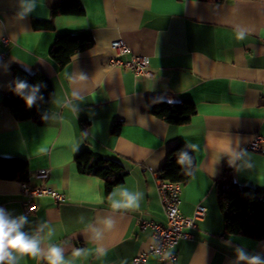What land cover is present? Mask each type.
I'll return each mask as SVG.
<instances>
[{
  "label": "crops",
  "instance_id": "obj_1",
  "mask_svg": "<svg viewBox=\"0 0 264 264\" xmlns=\"http://www.w3.org/2000/svg\"><path fill=\"white\" fill-rule=\"evenodd\" d=\"M59 1L0 0V156L26 160L29 184L45 182L65 195L63 201L40 197L23 230L38 234L45 247L59 244L66 259L84 249L75 264H134L154 242V229L143 220L167 223L158 174L170 147L183 142L197 166L182 184L180 210L192 215L203 204L206 215L187 229L193 238L176 246L175 263L149 253L144 264H234L236 247L264 255V238L225 232L217 196L225 167L239 184L264 187V142L260 150L248 147L256 134L264 136V0H80L84 14L54 17L55 29L35 28L33 20H49ZM241 29L246 35L238 40ZM76 32H89L92 42L59 67L50 50L58 35ZM118 38L149 57L153 77L110 63ZM12 65L42 70L52 80L41 123L18 120L3 103ZM151 97L189 99L197 112L188 124H171L149 112ZM116 122L117 134L111 132ZM84 148L124 164L129 174L112 199H121V189L140 192L138 209L114 210L104 182L79 171L75 157ZM42 169L50 172L45 181L36 176ZM21 182L0 177V207L13 216L24 215ZM105 219L114 221L111 229ZM41 225L52 234L38 232ZM96 229L104 233L99 241ZM98 248L105 254L98 256ZM20 264L46 261L25 257Z\"/></svg>",
  "mask_w": 264,
  "mask_h": 264
},
{
  "label": "trees",
  "instance_id": "obj_2",
  "mask_svg": "<svg viewBox=\"0 0 264 264\" xmlns=\"http://www.w3.org/2000/svg\"><path fill=\"white\" fill-rule=\"evenodd\" d=\"M85 8L80 0H61L51 6L49 20H33L35 28L55 29L54 17L63 14H84ZM92 42L89 32L63 33L57 36L50 50L51 58L59 67L67 65L74 55L83 52ZM12 83L10 93L5 95L3 103L20 120L43 121L41 110L47 106L54 93L52 80L42 70L28 71L12 65ZM19 82L27 87L20 94L16 90ZM38 89V90H36ZM35 90L36 100L28 106L27 95ZM147 108L150 113L171 124H188L197 112L192 100L182 99L167 102L159 98H148ZM89 121L80 123V132L87 134ZM121 123L113 124L111 132L117 134ZM182 153L191 157L181 165L178 161ZM78 169L82 173L99 177L105 186V196L109 197L113 189L124 182L129 174L128 169L119 160L106 156L95 150L84 148L75 157ZM197 166L193 152L183 143L177 142L168 150L164 166L159 171V178L179 182L189 181ZM0 177L18 179L30 183L28 163L21 158L0 156ZM218 205L223 213L225 232L231 235H243L261 240L264 238V187L239 184L230 167H225L217 180Z\"/></svg>",
  "mask_w": 264,
  "mask_h": 264
},
{
  "label": "built area",
  "instance_id": "obj_3",
  "mask_svg": "<svg viewBox=\"0 0 264 264\" xmlns=\"http://www.w3.org/2000/svg\"><path fill=\"white\" fill-rule=\"evenodd\" d=\"M7 42V38H3ZM114 50L110 58L112 65L129 68L137 75L153 77L149 57L132 52L129 44L122 38L112 41ZM264 142V136L256 134L248 143V147L253 150H260ZM49 170L42 169L36 172V176L46 180ZM182 184L169 180L158 181V192L167 223L162 225L152 220H143L144 225H150L154 229V242L151 247L137 254L133 260L134 264H144L149 253H155L163 263H175L177 260L176 246L182 239H191L193 234L187 229L196 228L197 222L206 215V207L197 204L192 215H184L180 210V193ZM20 200L24 215L34 214L38 209V199L42 196H51L56 201H63L65 195L45 182L32 185L26 181L21 182Z\"/></svg>",
  "mask_w": 264,
  "mask_h": 264
},
{
  "label": "clouds",
  "instance_id": "obj_4",
  "mask_svg": "<svg viewBox=\"0 0 264 264\" xmlns=\"http://www.w3.org/2000/svg\"><path fill=\"white\" fill-rule=\"evenodd\" d=\"M30 11L31 9H27ZM245 31L238 30L237 39L243 40L245 38ZM27 87L26 83L19 82L16 86L18 93L23 94L22 90ZM38 90V89H36ZM28 106H31L36 100L35 90L33 94L25 97ZM191 157L187 153H182L179 163L183 165L185 161H190ZM116 192L110 194L109 201L112 208L136 210L140 206V199L143 194L140 192L132 193L127 189H121L119 196L121 199H112ZM103 201H101L102 203ZM29 223L26 215L13 216L3 207H0V264H20L25 257H30L34 260L46 261V264H75V260L84 255V249H74L72 252V259L65 258L63 247L59 244L48 243L45 247V241L37 235H29L25 232L24 226ZM114 221L111 219L104 220V226L111 229ZM47 225H41L38 232H42ZM49 235L52 234V229L48 228ZM103 231L95 230L94 240L99 241L103 238ZM98 256L105 254L103 248L97 249ZM236 258L234 264H264V255L259 253L250 254L244 247L235 248Z\"/></svg>",
  "mask_w": 264,
  "mask_h": 264
}]
</instances>
